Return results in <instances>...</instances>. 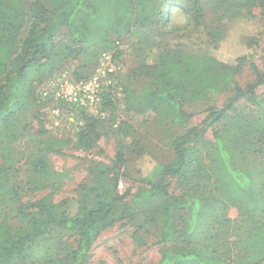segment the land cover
Returning <instances> with one entry per match:
<instances>
[{"label": "rangeland", "instance_id": "obj_1", "mask_svg": "<svg viewBox=\"0 0 264 264\" xmlns=\"http://www.w3.org/2000/svg\"><path fill=\"white\" fill-rule=\"evenodd\" d=\"M11 1L13 6L26 11L35 0ZM39 1L47 10L46 14L40 15L37 10L34 16L27 15L21 19L17 35L10 43L9 58L24 56L21 44L25 38L31 37L36 41L51 33L55 23L54 12L62 8L64 0ZM167 2L124 0L118 3L115 0L108 3L98 0V7L105 16L112 15L116 6L132 13L131 25H134L128 35L116 36L107 32L106 40L97 42L95 34L104 30L103 23L99 21L101 24L98 26L85 20H75V24H81L88 36L85 43L77 46L71 32L61 23L47 43L46 55L28 65L24 80L15 89L17 103L9 109L12 114L0 123V223L9 228L13 237L29 226L28 219L20 214L21 207H28L37 200L44 199L58 212L74 216L84 188L92 186L91 170L98 164L114 168L119 178L120 194L127 191L133 195L146 189L135 180L149 176L159 164L170 160L172 139L191 128L203 131L201 138L191 141L198 149L196 158L201 172H195L181 187L175 179L167 178L169 194L180 196L195 182L211 189L213 175L209 171L218 165L216 133L226 140L230 166L250 174L261 186L259 190L264 196V118L261 109L247 96L232 104L234 108L226 111V119L213 125H210L212 112H219L231 101L234 96L231 89L210 94L202 101L181 100L184 125L173 121V113L168 106L156 104V109L146 107L152 100L143 90L154 82L156 75L148 76L146 68L157 66L162 56L153 40L154 32L162 25L158 23L156 13L163 10ZM251 15L229 24L216 51L203 49L204 40L195 31H190L183 39L188 40L184 41L191 52H200L201 56L207 53L228 64H232L236 57L251 53L252 63L259 73L264 74V18L259 8L253 9ZM143 21L144 26L140 27ZM171 33L175 35L174 31ZM247 39L251 40V45L247 44ZM105 52L113 56L117 80L125 90L126 104L117 103L108 110L109 114L106 112L107 119L97 124L99 138L90 145H79L76 138H50L42 128L46 109L36 101L39 84L64 66L78 75L87 76L94 71ZM207 57L202 58L205 65L193 67L194 72L187 78L193 92L203 76L214 72ZM7 68L0 67L2 91L10 89L16 81L14 73L6 74ZM235 80L242 89L254 83L256 76L249 63L239 65ZM153 87L156 88L157 84ZM254 92L259 100L264 101V84L256 87ZM202 170H208L210 183L203 177ZM130 195L119 204L125 209V219L100 234L84 264H158L162 248V218L158 202L131 205ZM241 205L244 204L241 202ZM25 212L36 214L35 210L28 208ZM216 214L219 217L209 221L206 233L201 234L198 242L229 264H250V259L259 253L253 244L247 242H250L257 222L264 224V213H250L239 206H229L224 217L219 212ZM76 239L68 231L52 229L36 243L26 246L21 258L13 264H71Z\"/></svg>", "mask_w": 264, "mask_h": 264}, {"label": "trees", "instance_id": "obj_2", "mask_svg": "<svg viewBox=\"0 0 264 264\" xmlns=\"http://www.w3.org/2000/svg\"><path fill=\"white\" fill-rule=\"evenodd\" d=\"M97 1L64 0L62 8L54 12L55 23L51 33L36 41L31 37L25 38L21 44V54L24 53V56L17 55L9 58L10 43L17 35L21 19L27 15L34 16L37 10L40 11V15H45L47 10L39 0L29 4L26 11L13 6L11 0L9 2L0 0V67L8 66L6 74L14 73L16 78L10 89L0 90V123H4L12 114L9 109L17 103L15 89L24 80L28 65L46 55L47 43L61 23H64L71 32L77 46L85 43L88 36L81 24H75V20L79 22L85 20L89 24H98L101 21L104 30L95 34L97 42L105 41L107 32H112L116 36L130 33L134 25H131L130 11L116 6L112 15L105 16L99 9ZM106 1L115 2V0ZM121 1L124 0H118V3ZM209 3H211L210 8H208ZM255 8L261 10L264 18V0H168L164 9L156 13L158 23L162 25L154 32L153 40L162 51V56L157 66L146 68L148 76L153 77L156 73L154 82L143 90V93L149 95L148 97L152 100L146 107L156 109V104L168 106L173 113V121L184 125L186 121L183 118L181 100L202 101L206 100L210 94L231 89L234 93L233 98L225 108L223 107L219 112H212L210 125L220 122L223 118L226 119V111L234 108L232 104L246 96L261 109L264 118V101L259 100L254 92L256 87L264 84V74L259 73L252 63L253 54L247 53L236 57L232 64H228L207 53L201 56L200 52H191L189 45L184 41L187 39H183L190 31H195L204 40L203 49L216 51L226 36L229 24L241 17H251V11ZM144 22L140 27L144 26ZM32 25L34 27V22ZM172 31L175 35L171 33ZM247 44L251 45V40L247 39ZM204 56L209 57H207L208 65L214 72H209L206 77L203 76L199 87L193 92L187 83V78L194 72L193 67L200 68L205 65L202 59ZM244 62L250 64L256 80L242 89L235 80V72ZM64 68L69 67L64 66L55 72ZM73 75L77 78L87 77L75 72ZM156 84L157 87L154 88L153 85ZM119 86L123 95L121 102L107 92L102 103L103 111L108 113V110L114 108L117 103L126 104L125 90L121 84ZM36 101L42 108H47L46 102L39 101L37 96ZM107 117L101 119L90 114H83V126L73 138H76L79 145H90L99 138L97 124L105 121ZM44 121L45 118L42 119V128L50 138L70 139L48 132ZM202 135L203 131L199 132L196 128H191L182 135L174 137L170 143L172 149L170 160L159 164L149 176H141L135 180L147 187L137 194L130 195L127 191L120 194L119 178L114 173V168L98 164L91 170L92 186L84 188L78 211L74 216L58 212L44 199L37 200L28 207H21L22 218L29 221L25 231L13 237L10 235L9 228L0 223V264H13V261L21 258L26 246L36 243L52 229L68 231L76 236V247L71 254V264H84L100 234L125 219V209H122L119 204L129 195L131 205L158 202V211L162 218L160 231L162 248L158 264H229L226 259L216 257L213 250H209L204 247V244L198 242L201 234L206 233L205 228L208 227L210 220H216L219 217L216 213L219 212L224 217L229 206H239L243 211L263 214L264 196L259 190L261 186L250 174L230 166L226 140L217 136L216 133L214 139L218 165L209 171L213 175L211 189L201 187L198 182H195L190 188L184 189L185 192L180 196L169 194L170 184L167 178L175 179L176 184L181 187L184 182L194 176L195 172H201L196 158L198 149L191 144V141L201 138ZM207 171H203V177L210 183ZM240 201L244 204L243 206H240ZM26 208L35 210L36 214H26ZM247 243L253 244L259 253L250 259V264H264L262 248L264 224L257 222V225L253 227V236ZM245 246L247 248V244ZM245 255H248V252H245Z\"/></svg>", "mask_w": 264, "mask_h": 264}, {"label": "built area", "instance_id": "obj_3", "mask_svg": "<svg viewBox=\"0 0 264 264\" xmlns=\"http://www.w3.org/2000/svg\"><path fill=\"white\" fill-rule=\"evenodd\" d=\"M107 92L121 102L122 89L110 53L101 55L87 77L77 78L69 68L55 72L37 90L39 101L47 104L46 130L56 136L73 138L83 126V114L104 119L108 115L102 110V103Z\"/></svg>", "mask_w": 264, "mask_h": 264}]
</instances>
